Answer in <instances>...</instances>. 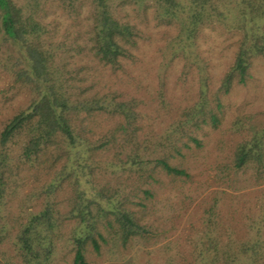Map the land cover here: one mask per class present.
<instances>
[{
	"label": "trees",
	"instance_id": "obj_1",
	"mask_svg": "<svg viewBox=\"0 0 264 264\" xmlns=\"http://www.w3.org/2000/svg\"><path fill=\"white\" fill-rule=\"evenodd\" d=\"M44 1L0 0V63L32 95L0 129V264H57L61 253L72 264H94L135 245L157 244L152 214L160 210L163 177L174 184L192 177L179 158L186 149L197 153L205 126L220 127L222 96L246 84L254 60L264 54V0H91L85 43L69 55L85 53L93 63L90 74L85 65L74 68L57 58L40 16ZM61 1L74 7L84 0ZM149 1L159 21L175 27L167 53L172 60L181 56L194 76L197 96L177 108L165 97L163 66L157 99L126 89L145 32L135 14L118 7L137 5L147 16ZM213 24L238 31L239 38L211 94L212 65L200 49ZM153 110L170 118L160 131L152 127ZM233 124L242 138L229 160L214 168V178L236 190L263 186L264 124L253 116ZM26 169L36 170L41 183L27 195L28 208L13 214L9 196ZM219 200L215 196L207 209L211 225ZM263 221L261 213L238 241L208 232L195 254L198 264H264Z\"/></svg>",
	"mask_w": 264,
	"mask_h": 264
},
{
	"label": "rangeland",
	"instance_id": "obj_2",
	"mask_svg": "<svg viewBox=\"0 0 264 264\" xmlns=\"http://www.w3.org/2000/svg\"><path fill=\"white\" fill-rule=\"evenodd\" d=\"M132 6H119L118 12L128 9L131 15L135 14L145 35L137 62L130 67L131 83L126 89L145 100L157 99L162 84L159 70L163 66L166 72L164 74L161 70V75H165V97L173 98L176 108L188 104L197 96L194 76L187 71L181 56L172 60L167 53L175 27L162 24L155 17L153 1H149L147 16L139 11L137 5ZM91 8V0L79 2L74 7L61 0H45L40 10V16L49 29L47 40L57 49V58L69 60L74 68L85 65L89 74L93 63L85 53L76 57L69 55L76 52L78 45L85 43ZM238 38V31H231L223 24L209 26L202 35L201 54L212 65L209 67L211 94L215 93L225 70L234 59ZM16 54L20 55L21 51L16 50ZM121 75L129 77L124 73ZM31 97L30 90L15 82L12 72L0 63V129L8 118L30 103ZM222 101L224 115L220 127L213 129L210 125L205 126L198 132L202 146L197 148L192 142L197 153L186 149L185 158H179L192 177L179 180L176 184L169 177H163L164 187L158 192L157 202L160 210L152 214L154 230H159V242L135 245L115 256L105 255L94 264H198L195 254L207 240L208 232L212 231L224 242L247 237L250 224L264 213V185L233 189L214 178V168L229 160L234 144L242 138L233 124L237 117L253 116L254 120L264 124V54L254 60L251 79L246 84H236L222 96ZM151 116L154 117L152 127L158 131L169 123L170 118L165 112L153 110ZM13 147L18 150L20 142ZM40 183L36 170H22L17 191L9 196L8 209L13 214L22 207L27 209V195ZM215 196H220L216 207L218 216L211 225L207 209ZM262 229L264 231V223ZM57 264H72V261L69 256L62 257L61 253Z\"/></svg>",
	"mask_w": 264,
	"mask_h": 264
}]
</instances>
